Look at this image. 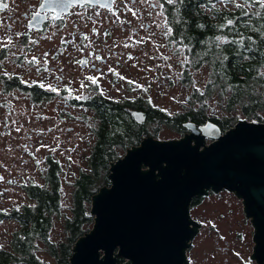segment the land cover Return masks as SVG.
Returning a JSON list of instances; mask_svg holds the SVG:
<instances>
[{
  "label": "flooded vegetation",
  "instance_id": "1",
  "mask_svg": "<svg viewBox=\"0 0 264 264\" xmlns=\"http://www.w3.org/2000/svg\"><path fill=\"white\" fill-rule=\"evenodd\" d=\"M167 2L113 0L109 5V1L104 4L99 0H0V5H8L0 7V142H12L13 135L3 134L11 126L1 124V111L10 112L13 106L23 110L53 107L59 111L57 131L62 138L67 119L80 120L81 111L96 112L103 101L121 104L127 110H143L129 106L142 98L128 94L138 84L129 75L128 60L143 49L139 45L142 39H152L157 30L168 45L178 47L171 39ZM35 12L40 13L38 19H33ZM185 82L192 85L193 81ZM208 121L213 120L194 123L200 126ZM47 133L51 132L38 128L28 135L42 137ZM189 133L186 128L184 135ZM211 141L206 139L207 144ZM27 144L24 149L29 148ZM189 212L199 226L185 249L187 264H258L249 260L255 227L246 216L243 199L235 192L210 190L206 196H196ZM249 249L252 252L246 256ZM123 263L131 261L124 258Z\"/></svg>",
  "mask_w": 264,
  "mask_h": 264
},
{
  "label": "trees",
  "instance_id": "2",
  "mask_svg": "<svg viewBox=\"0 0 264 264\" xmlns=\"http://www.w3.org/2000/svg\"><path fill=\"white\" fill-rule=\"evenodd\" d=\"M165 10L173 28L171 39L184 48L187 57L184 79L192 78L193 98L202 104L223 99L225 109L232 114L207 117L202 105L172 118L141 99L129 103L148 114V120L139 124L131 109L103 101L96 111L99 123L89 156L90 169L76 178L71 215L61 209L63 166L57 158L48 157L43 184H20L33 203L21 209L0 210V219L17 223L8 247L0 248V264H70L75 242L93 226V217L87 215L93 196L111 183V163L121 157L120 150L138 145L153 134L148 129L149 122L172 124L185 132L184 122L209 119L226 131L240 120L235 117L237 111L249 120L264 122V6L258 0H172L166 3ZM229 20L233 23L229 24ZM201 69L207 70V76L204 86L198 88L193 77ZM55 216L64 218L65 234L58 240L51 237ZM39 242L56 259L55 263L38 254Z\"/></svg>",
  "mask_w": 264,
  "mask_h": 264
},
{
  "label": "water",
  "instance_id": "3",
  "mask_svg": "<svg viewBox=\"0 0 264 264\" xmlns=\"http://www.w3.org/2000/svg\"><path fill=\"white\" fill-rule=\"evenodd\" d=\"M107 1L112 5L99 0ZM134 120L144 123L145 111L135 110ZM184 127L191 133L147 136L111 163V183L93 196V226L75 242L70 264H187L185 249L199 226L190 203L223 189L243 199L255 227L249 260L264 264V122L240 119L226 131L213 121Z\"/></svg>",
  "mask_w": 264,
  "mask_h": 264
},
{
  "label": "rangeland",
  "instance_id": "4",
  "mask_svg": "<svg viewBox=\"0 0 264 264\" xmlns=\"http://www.w3.org/2000/svg\"><path fill=\"white\" fill-rule=\"evenodd\" d=\"M159 34L157 30L152 39H142L139 45H143V49L138 50L135 56L128 60L129 75L138 81L137 88L130 89L129 96L142 98L172 118L189 110L199 109L202 105L205 107L207 117L223 118L231 115L232 113L225 109L223 99L214 98L202 104L203 102L193 98V82L192 85L185 82L191 81L192 78L191 80L184 79V48L177 47L175 44L168 45ZM131 51L134 52V48H131ZM206 76V69H201L194 74L193 79L198 88L204 86ZM169 78H172L173 85H170ZM161 79L165 80L160 82ZM113 93L118 95L116 90H113ZM58 114L59 111H54L53 107L48 110H23L18 107L15 109L13 106L10 112L2 109L1 124L6 123L11 126L3 134L13 135V139L10 143L0 142V210L10 211L14 207L21 209L24 204L33 203L26 197L20 184L28 181L43 184L47 158L51 156L57 158L63 166L61 209L62 212L71 215L70 206L72 207L73 203L74 184L82 172L90 169L89 156L99 118L93 110L81 111L80 120H66L65 135L62 138L61 133L57 131L61 124V120L56 117ZM235 117L238 120L245 119L238 111ZM171 125L154 121L149 122L147 126L153 135L161 140L180 138L184 135V132ZM38 128H44L51 133L42 137H31L32 129L36 131ZM26 143L29 148L24 149ZM2 147L4 150H1ZM125 152L126 149L120 150V156L122 157ZM212 213L215 214L216 210ZM16 227L15 221L9 218L0 219V248L8 247L12 232ZM51 234L55 240L63 238L65 234L63 217L55 216ZM39 248L38 254L44 260L56 262L41 242H39ZM251 252L252 250L249 249L246 256Z\"/></svg>",
  "mask_w": 264,
  "mask_h": 264
},
{
  "label": "snow or ice",
  "instance_id": "5",
  "mask_svg": "<svg viewBox=\"0 0 264 264\" xmlns=\"http://www.w3.org/2000/svg\"><path fill=\"white\" fill-rule=\"evenodd\" d=\"M74 2H75V0H74ZM89 2H90V0H89ZM258 2L262 5V6H264V0H258ZM168 3H172V0H168ZM45 5H41V7H44ZM238 7H244V5H237ZM0 7H4V8H6V7H8V5L7 4H2V5H0ZM40 17V13L39 12H35L34 14H33V19H38ZM228 23L229 24H231V23H233V21H231V20H229L228 21ZM217 39H220L219 37L217 38ZM9 40H10V38H9ZM99 58V57H98ZM33 59H35V58H33ZM53 91H57V89H55V88H53L52 89Z\"/></svg>",
  "mask_w": 264,
  "mask_h": 264
}]
</instances>
